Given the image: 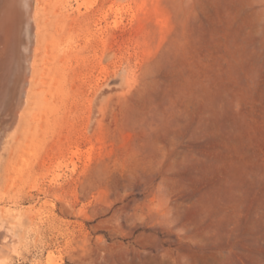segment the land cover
<instances>
[{
    "label": "rangeland",
    "instance_id": "obj_1",
    "mask_svg": "<svg viewBox=\"0 0 264 264\" xmlns=\"http://www.w3.org/2000/svg\"><path fill=\"white\" fill-rule=\"evenodd\" d=\"M38 22L6 263L264 264V0H40Z\"/></svg>",
    "mask_w": 264,
    "mask_h": 264
},
{
    "label": "bare ground",
    "instance_id": "obj_2",
    "mask_svg": "<svg viewBox=\"0 0 264 264\" xmlns=\"http://www.w3.org/2000/svg\"><path fill=\"white\" fill-rule=\"evenodd\" d=\"M39 4L40 0H0V150L17 129L34 81ZM45 83L42 81L41 85ZM2 224L0 264H7L20 238L16 233L10 234Z\"/></svg>",
    "mask_w": 264,
    "mask_h": 264
}]
</instances>
